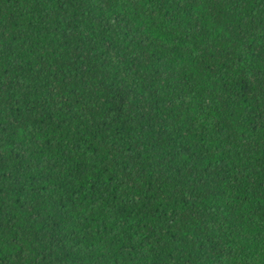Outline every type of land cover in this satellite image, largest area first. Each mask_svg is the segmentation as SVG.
Listing matches in <instances>:
<instances>
[{
	"label": "trees",
	"instance_id": "trees-1",
	"mask_svg": "<svg viewBox=\"0 0 264 264\" xmlns=\"http://www.w3.org/2000/svg\"><path fill=\"white\" fill-rule=\"evenodd\" d=\"M0 264H264V0H0Z\"/></svg>",
	"mask_w": 264,
	"mask_h": 264
}]
</instances>
